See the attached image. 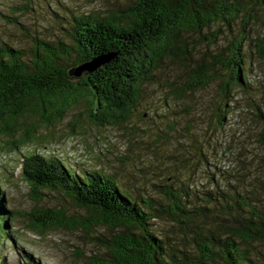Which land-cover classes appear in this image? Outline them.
<instances>
[{"label":"trees","instance_id":"obj_1","mask_svg":"<svg viewBox=\"0 0 264 264\" xmlns=\"http://www.w3.org/2000/svg\"><path fill=\"white\" fill-rule=\"evenodd\" d=\"M257 22L264 24V0H131L115 13L73 15L68 42L39 39L29 52L3 44L0 138L6 137L5 150L21 151L30 140L34 127H20L28 113L56 125L86 101L91 122H123L166 56L189 67L176 97L220 82L216 115L221 127L233 92L248 86L247 42L255 48L250 54L264 61V38L252 35ZM190 35L203 36L217 51L191 64ZM96 58L109 60L93 72L73 74L72 69ZM254 105L264 127L263 107ZM21 166L35 191L61 190L92 212L87 222L115 230L111 256L98 257L97 264H264V182L217 184L197 195L196 203L174 188L164 198L134 195L105 171L78 172L37 150L24 152ZM53 213L33 228L42 232L63 220L61 213ZM12 216L0 183V251L1 242L12 238ZM156 218L165 221L164 231L153 228ZM23 258L25 264H41L30 252Z\"/></svg>","mask_w":264,"mask_h":264},{"label":"rangeland","instance_id":"obj_2","mask_svg":"<svg viewBox=\"0 0 264 264\" xmlns=\"http://www.w3.org/2000/svg\"><path fill=\"white\" fill-rule=\"evenodd\" d=\"M129 2L0 0V46L6 43L29 52L39 39L68 42L67 28L73 15L103 16ZM252 35L264 38L262 22L254 25ZM187 41L190 48L194 46L191 64L208 60L218 49L203 36L190 35ZM252 49L247 42L248 86L233 92L231 111L221 127L216 115L220 82L211 81L176 97L175 90L186 81L189 67L172 56H166L153 79L144 82L140 104L123 122H91L86 101L56 125L36 114H25L20 119L21 131L34 127V132L21 151H6V137L0 138V183L13 215L12 238L1 242L3 264H25L24 252L40 259L41 264H97L98 257L111 256L113 249V228L87 222L92 212L63 191H35L22 177L24 152L37 150L59 157L78 172L105 171L134 195L156 199L174 188L197 203V195L201 197L217 184L264 182V127L255 116L254 105L264 110V61L257 53L250 54ZM53 212L61 213L63 220L42 232L33 228V223L41 224ZM152 222L158 231L166 228L160 218Z\"/></svg>","mask_w":264,"mask_h":264},{"label":"water","instance_id":"obj_3","mask_svg":"<svg viewBox=\"0 0 264 264\" xmlns=\"http://www.w3.org/2000/svg\"><path fill=\"white\" fill-rule=\"evenodd\" d=\"M109 58H96L91 62L85 63L83 65L77 66L72 69L73 74L76 76H81L84 70H88L89 72H93L99 66H101L104 62L108 61Z\"/></svg>","mask_w":264,"mask_h":264}]
</instances>
